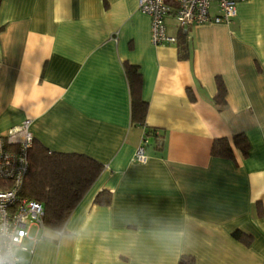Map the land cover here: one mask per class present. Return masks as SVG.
<instances>
[{
	"label": "crops",
	"instance_id": "crops-1",
	"mask_svg": "<svg viewBox=\"0 0 264 264\" xmlns=\"http://www.w3.org/2000/svg\"><path fill=\"white\" fill-rule=\"evenodd\" d=\"M235 10L183 30L170 14L176 41L154 45L138 0H0V133L29 119L48 151L103 166L63 228L22 253L27 264H264V0ZM127 64L140 74L143 125L131 120ZM148 127L163 140L146 138L136 160ZM221 138L231 157L211 153ZM103 189L108 205L94 202ZM164 229L184 235L165 247L154 238Z\"/></svg>",
	"mask_w": 264,
	"mask_h": 264
},
{
	"label": "trees",
	"instance_id": "trees-1",
	"mask_svg": "<svg viewBox=\"0 0 264 264\" xmlns=\"http://www.w3.org/2000/svg\"><path fill=\"white\" fill-rule=\"evenodd\" d=\"M184 49V46L180 45V51ZM126 73L131 92V120L143 125L147 104L140 95V74L136 66L131 64L126 65ZM216 86L214 100L217 106L221 107L225 91L220 80H217ZM144 134L146 138H152L158 146L163 140L156 128H144ZM233 145L241 155L248 154L249 142L243 133L233 136ZM211 153L215 156L231 157L232 149L227 140L221 138L214 141ZM28 161L29 166L21 194L42 204V222L45 228L59 231L71 211L96 180L103 166L84 154L48 151L34 139L28 151ZM110 200L111 193L105 189L100 190L94 198V202L99 205H108ZM232 235L243 243H248V237L240 231L235 230ZM177 264H195V261L190 255H182Z\"/></svg>",
	"mask_w": 264,
	"mask_h": 264
},
{
	"label": "built area",
	"instance_id": "built-area-1",
	"mask_svg": "<svg viewBox=\"0 0 264 264\" xmlns=\"http://www.w3.org/2000/svg\"><path fill=\"white\" fill-rule=\"evenodd\" d=\"M241 0H138V9L150 17V39L152 44H170L175 36L167 33L165 19L173 15L177 26L185 29L191 24L205 22L229 23L236 13V3ZM216 13H211L212 5ZM30 120L0 133V226L9 230H21L26 253L31 254L35 244L42 239L43 206L39 201L21 194V188L28 170V151L33 142ZM147 143L145 134L134 153L136 160L145 158ZM35 232L30 234L31 228ZM25 233L28 235L25 236ZM30 241L31 245L26 242Z\"/></svg>",
	"mask_w": 264,
	"mask_h": 264
},
{
	"label": "clouds",
	"instance_id": "clouds-1",
	"mask_svg": "<svg viewBox=\"0 0 264 264\" xmlns=\"http://www.w3.org/2000/svg\"><path fill=\"white\" fill-rule=\"evenodd\" d=\"M21 230H9L0 226V264H27L26 258L22 253L28 251L23 244ZM28 234L25 233V236ZM183 233H176L164 229L154 234V238L162 245L167 247L172 242H178L183 237ZM48 239L57 240L58 235L48 234Z\"/></svg>",
	"mask_w": 264,
	"mask_h": 264
},
{
	"label": "rangeland",
	"instance_id": "rangeland-1",
	"mask_svg": "<svg viewBox=\"0 0 264 264\" xmlns=\"http://www.w3.org/2000/svg\"><path fill=\"white\" fill-rule=\"evenodd\" d=\"M35 232V228L32 227L31 230H30V234H33Z\"/></svg>",
	"mask_w": 264,
	"mask_h": 264
}]
</instances>
